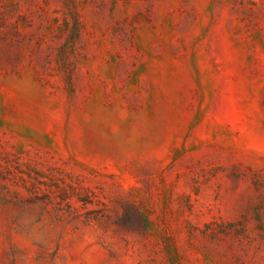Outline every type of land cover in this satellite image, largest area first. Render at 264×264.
Here are the masks:
<instances>
[{
	"label": "rangeland",
	"instance_id": "1",
	"mask_svg": "<svg viewBox=\"0 0 264 264\" xmlns=\"http://www.w3.org/2000/svg\"><path fill=\"white\" fill-rule=\"evenodd\" d=\"M0 264H264V0H0Z\"/></svg>",
	"mask_w": 264,
	"mask_h": 264
}]
</instances>
